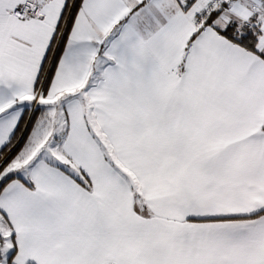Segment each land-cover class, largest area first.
Returning <instances> with one entry per match:
<instances>
[{"label":"snow or ice","instance_id":"obj_1","mask_svg":"<svg viewBox=\"0 0 264 264\" xmlns=\"http://www.w3.org/2000/svg\"><path fill=\"white\" fill-rule=\"evenodd\" d=\"M0 264H264V0H0Z\"/></svg>","mask_w":264,"mask_h":264}]
</instances>
